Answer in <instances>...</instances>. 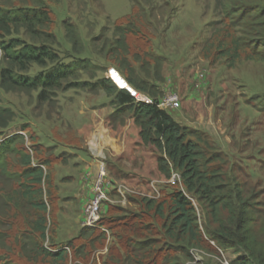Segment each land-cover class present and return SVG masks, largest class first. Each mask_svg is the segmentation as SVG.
<instances>
[{
    "label": "trees",
    "instance_id": "trees-1",
    "mask_svg": "<svg viewBox=\"0 0 264 264\" xmlns=\"http://www.w3.org/2000/svg\"><path fill=\"white\" fill-rule=\"evenodd\" d=\"M239 1L237 8L225 7L230 21L224 19L223 27L212 33L201 48L202 58L212 63L224 58L230 67L241 59L264 61V0ZM50 21V11L41 4L0 8V38L12 28L23 27L34 38L42 33L45 43L53 44ZM64 28L72 48L82 52V41L73 24L65 22ZM113 34L112 40L105 39L103 43V49L107 48L106 59L116 65L134 90L150 101L137 100L128 89L119 88L108 77H96L98 68L88 59L64 63L48 45L25 43L17 38L0 42V60L6 61L0 70V86L5 91H38L40 102L49 100L51 92L61 89L103 91L111 97L110 104L114 107L110 123L124 124L127 117L132 118L139 129V144L151 146L157 152V170L166 179L177 172L180 180L159 197L131 200L136 210L125 212L120 207H111L97 226H83L65 246L53 241L47 246L48 234L53 237L54 232L53 212L49 219L43 190L48 179L43 167L47 161L23 150L20 134L7 137L0 141V226L6 227L0 229V261L184 264L182 258L191 257V248L209 246L238 250L239 256L230 264H264V238L260 240L252 231L256 220L251 214L258 213L254 208L258 194L244 192L236 177L225 170L227 159L207 135L179 123L168 110L158 106L159 83L164 80L163 59L152 51L148 28L127 20L123 25H115ZM31 64L44 69L34 76L24 74ZM89 67L95 69L89 73ZM80 70L89 73L88 80L78 79ZM12 117L13 112L0 107V129L7 128ZM11 155L17 157V162L10 167ZM50 195L48 190L49 201L53 203ZM189 197L196 198L204 212L203 230ZM221 212L225 218L220 216ZM104 248L106 252L95 255Z\"/></svg>",
    "mask_w": 264,
    "mask_h": 264
},
{
    "label": "rangeland",
    "instance_id": "rangeland-1",
    "mask_svg": "<svg viewBox=\"0 0 264 264\" xmlns=\"http://www.w3.org/2000/svg\"><path fill=\"white\" fill-rule=\"evenodd\" d=\"M239 0H0L2 9H18L44 5L50 11L49 29L55 43L45 37H33L25 28H12L0 42L17 38L25 43H44L60 61L70 63L85 58L97 66L96 77L111 78L119 87L129 85L123 74L106 59L103 43L114 38L115 25L130 20L144 25L152 34V51L163 59L164 80L159 83V98L175 93L179 106L168 112L181 124L197 129L227 159L225 170L242 185L246 194H258L254 208L253 233L264 238V61L239 60L230 67L221 58L212 63L200 56L201 48L212 33L230 21L225 7L239 6ZM39 3V4H38ZM234 12L230 15L233 17ZM70 22L82 41L77 53L65 37L64 23ZM2 33V32H1ZM35 35V34H34ZM264 49V48H262ZM6 66L0 60V70ZM49 66V65H48ZM44 68L31 64L24 74L34 76ZM95 68L89 67L90 73ZM89 73L79 71V80H88ZM130 86V85H129ZM131 87V86H130ZM143 94V93H140ZM38 91H5L0 86V107L8 108L13 117L7 128L0 129V141L14 134L22 136V149L46 160L43 167L48 179L43 185L49 219L53 212V237L46 245L58 246L74 238L83 225V208L93 195L100 165L104 166L107 196L100 218L115 206L125 212L136 210L131 200L159 197L171 191L170 178L158 170L157 152L151 146L135 141L136 133L128 125L110 123L114 107L111 97L97 92L67 88L51 92L50 99L40 102ZM127 126V128H126ZM131 127H135L133 123ZM17 162L10 156L9 166ZM33 160V164H37ZM106 186V183H105ZM48 190L54 199L50 203ZM47 191V193H46ZM196 207L200 228L204 217L200 204ZM256 211V212H257ZM225 218V213L220 215ZM6 227L0 226V229ZM51 228V227H50ZM52 230V229H51ZM53 239V240H52ZM211 245L213 243L211 242ZM214 246V245H213ZM106 252V248L95 253ZM191 257L184 264H222L239 256L238 250L191 248ZM0 264H6L1 262ZM11 264H22L13 261ZM71 264H74L72 261Z\"/></svg>",
    "mask_w": 264,
    "mask_h": 264
},
{
    "label": "built area",
    "instance_id": "built-area-1",
    "mask_svg": "<svg viewBox=\"0 0 264 264\" xmlns=\"http://www.w3.org/2000/svg\"><path fill=\"white\" fill-rule=\"evenodd\" d=\"M113 82L116 84L115 81ZM127 86L128 87H125V86H122V87L118 86V87L128 89L137 98V100L150 101V99L145 94H140V92L134 90L129 85ZM158 106L163 109H166V108L174 109L175 107H178L179 106L178 95L175 93H171L161 98H158ZM179 180H180V175L177 172H173L170 177L169 182L173 183ZM105 183H106V186H105ZM107 184H108V181L106 179L105 168L104 166L100 165L99 174H98V177L95 181L94 188H93V191H94L93 195L85 203L84 208H83L82 222L84 226H92V227L97 226L98 221L100 220V210L107 196ZM232 259L228 260L226 258H223L222 264H230Z\"/></svg>",
    "mask_w": 264,
    "mask_h": 264
},
{
    "label": "crops",
    "instance_id": "crops-1",
    "mask_svg": "<svg viewBox=\"0 0 264 264\" xmlns=\"http://www.w3.org/2000/svg\"><path fill=\"white\" fill-rule=\"evenodd\" d=\"M175 120H177V119H175ZM178 120H179V119H178ZM178 120H177V121H178ZM178 122L180 123V121H178ZM131 123H133V120H132V122H129V124H126V125L129 126V128L132 130V132H135V133H136L135 136H136V139H137V140H135V141L138 142L139 140H138V138H137V134H138L139 129H138V127H137L136 125H135V127H131V126H130ZM133 124H134V123H133ZM126 128H127V126H126ZM138 136H139V135H138Z\"/></svg>",
    "mask_w": 264,
    "mask_h": 264
},
{
    "label": "clouds",
    "instance_id": "clouds-1",
    "mask_svg": "<svg viewBox=\"0 0 264 264\" xmlns=\"http://www.w3.org/2000/svg\"><path fill=\"white\" fill-rule=\"evenodd\" d=\"M238 255H239V254H238ZM236 257H237V256H235V258H236ZM233 259H234V258H233ZM233 259H232V260H233ZM232 260H231V261H232ZM230 263H231V262H230Z\"/></svg>",
    "mask_w": 264,
    "mask_h": 264
}]
</instances>
